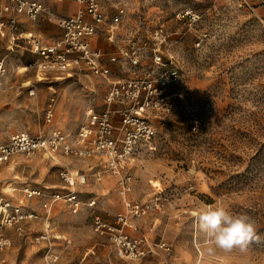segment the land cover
Here are the masks:
<instances>
[{
  "label": "rangeland",
  "instance_id": "rangeland-1",
  "mask_svg": "<svg viewBox=\"0 0 264 264\" xmlns=\"http://www.w3.org/2000/svg\"><path fill=\"white\" fill-rule=\"evenodd\" d=\"M100 4L107 21L119 8L125 9L115 42L104 31L94 36L107 55L118 57L107 62L109 79L150 77L157 85L166 82L150 93L148 122L154 134L149 141H140L134 162L122 170L132 175L127 199L150 206L145 215L134 217L141 230L138 235L145 234L149 245L167 242L171 250L157 249L132 259L95 233L92 210L113 223L126 202L119 176L95 179L98 158L61 154L54 162L41 154H20L2 166L0 199H10L39 217L26 224L31 229L28 238L8 231L11 244L0 250V260L50 264L47 248H52L60 255L57 264H264V0H100ZM44 19L38 27L55 35L43 28L53 16ZM130 36L141 58L137 67L123 54L130 49ZM0 43L6 65L0 72L1 141L16 133L49 134L55 129L75 135L88 107L99 111L106 107L110 86L106 78L84 72L65 80L54 74L38 76L36 55L24 47L8 51L6 41ZM158 55L164 65L156 63ZM172 69L177 70L174 77ZM53 92L55 116L47 122L45 109ZM63 168L85 172L89 179L72 186L61 178ZM32 188L62 194L75 190L81 206L74 211L60 200L47 215L42 198L28 197ZM93 197L97 204L90 207ZM218 202L254 222L255 235L245 251L216 248L198 230L195 213ZM46 229L51 241L36 243L35 237Z\"/></svg>",
  "mask_w": 264,
  "mask_h": 264
},
{
  "label": "built area",
  "instance_id": "built-area-1",
  "mask_svg": "<svg viewBox=\"0 0 264 264\" xmlns=\"http://www.w3.org/2000/svg\"><path fill=\"white\" fill-rule=\"evenodd\" d=\"M71 1L78 2L80 8L75 14L58 20L61 35L48 43L37 33L26 30L21 21L22 17L37 21L42 14H49L45 0H0V39L6 41L8 51L12 52L14 47H24L36 55L37 71L46 76L54 74L72 77L77 72H84L106 78L110 82L105 98L106 107L102 111L88 107L85 121L75 135L55 129L49 134L31 135L24 132L13 134L7 142L0 140V173L5 163L20 154H41L51 161H57L61 154L77 158H98L102 169L98 170L99 165L93 167L95 179L101 180L106 172L119 176L120 193L124 195L126 202L125 211L118 213L113 223L95 213L92 220L95 233L106 236L124 255L132 259H141L157 249L170 251L171 246L167 242L149 245L147 237H133L127 231V228L138 229L134 217L145 215L150 206L127 199L126 196L132 189V175L128 170H122L123 166L134 162L140 141H149L153 136L154 129L148 122L149 110L153 104L150 93L157 91V87H163L166 82L160 80L157 85L150 77L110 80L112 75L107 62L116 61L118 57L107 55L93 47L90 39L104 31L110 41L115 40V32L122 22L125 9L119 8L118 13L107 21L100 0ZM128 45L130 49L123 51V54L131 66L137 67L141 58L134 46L133 37L128 39ZM155 59L158 65H164L161 55ZM5 71V58L0 43V72ZM169 73L174 77L177 70L172 69ZM31 94H34L33 90ZM55 101L53 92L45 109L47 122H51L55 116ZM60 175L72 186L85 184L89 179L85 172H75L69 168L61 169ZM34 196L45 198L43 206L48 211L47 215L54 203L60 200L69 202L74 211L80 208L82 202L75 190L62 194L49 193L41 188L29 189L28 197ZM96 204L95 197L89 199L88 206L94 207ZM37 217L39 216L34 211L24 210L22 205L10 199H0V250L11 244L5 235L6 229H14L23 234L27 222ZM47 229L35 237L36 243L51 241L52 236ZM47 259L50 264H57L60 255L52 248H47Z\"/></svg>",
  "mask_w": 264,
  "mask_h": 264
},
{
  "label": "clouds",
  "instance_id": "clouds-1",
  "mask_svg": "<svg viewBox=\"0 0 264 264\" xmlns=\"http://www.w3.org/2000/svg\"><path fill=\"white\" fill-rule=\"evenodd\" d=\"M196 225L205 240L216 248L245 251L255 235V225L246 214H233L222 203L207 206L195 213ZM213 251L208 249L209 254Z\"/></svg>",
  "mask_w": 264,
  "mask_h": 264
},
{
  "label": "crops",
  "instance_id": "crops-1",
  "mask_svg": "<svg viewBox=\"0 0 264 264\" xmlns=\"http://www.w3.org/2000/svg\"><path fill=\"white\" fill-rule=\"evenodd\" d=\"M46 2H45V4H46V6L48 7V11L50 12L49 14L48 13H44V14H42L40 17H39V20H37V21H30L29 20V18H26V17H22L23 19H21V21H22V23H23V27L26 29V30H31V31H33L34 33H37L40 37H43L42 39H44L46 42L48 41V43H50V42H52V41H54L55 39H57V38H59V36L61 35V32H62V30H61V28H60V26H59V24L57 25L56 23H53V22H58V20H60V18H67V17H69V16H71V15H73V14H75L77 11H78V9L80 8V4L78 3V2H74V1H71V0H65V1H58V0H45ZM53 16V18L54 19H51L53 22L52 23H47V24H44L43 25V28H45L46 29V31H47V33H53V34H55V35H51V36H48L49 34H46V33H44L42 30H41V28L40 27H38V23H40L42 20H45L44 18H46V16ZM47 20V19H46ZM117 30H118V28H117ZM116 30V31H117ZM57 34V35H56ZM96 36V35H95ZM130 37H132V36H130ZM129 37V38H130ZM128 38V39H129ZM114 39L116 40V32H115V36H114ZM91 40V44H92V46L93 47H95V48H97V49H100V50H102L103 52H105L100 46H98L95 42H94V36L90 39ZM115 40H113V41H110V39H109V41L110 42H115ZM127 42H128V40H127ZM19 48H21V47H19ZM23 48V47H22ZM58 77H60V76H58ZM67 78H69V77H60V80H65V79H67ZM67 114V113H66ZM45 157V156H44ZM46 158V157H45ZM47 159V158H46ZM47 160H49V159H47ZM49 161H51V160H49ZM55 162V161H54ZM97 163L98 164H96V165H99V167H98V169L100 168V169H102V166L99 164V159L97 160ZM129 164H132V163H129ZM106 174H110V173H108V172H106V173H104L103 175H102V180L101 181H104L105 180V175ZM0 177H1V173H0ZM2 180V179H1ZM1 180H0V182H1ZM109 181V184L111 185L113 182V178L112 177H110L109 176V179H108ZM105 188H106V185H105ZM31 198H42V197H37V196H34V197H31ZM62 201V200H61ZM64 201V200H63ZM45 202V198H42V206H43V203ZM58 202H60V201H58ZM58 202H56V203H58ZM65 202V201H64ZM67 202V201H66ZM56 203H54V205L56 204ZM68 203V202H67ZM53 205V206H54ZM53 206H52V208H53ZM43 208L45 209V211L46 212H48L47 211V209L43 206ZM52 208H51V210H52ZM50 213H51V211H50ZM49 213V214H50ZM96 213H98V212H96ZM95 214V211L94 210H92V213H91V216H92V218H93V215ZM118 214V213H117ZM116 214V215H117ZM116 215H115V219H116ZM94 219V218H93ZM92 219V220H93ZM34 220V219H33ZM30 221H32V220H30ZM29 222V221H28ZM27 222V223H28ZM128 229V231L129 232H131L130 234H131V236H133V237H141L140 235H138V232H141V230H140V228L138 227V229H131V228H127ZM10 229H6V231H5V235L6 236H8L7 235V233H8V231H9ZM31 232V229L29 228V227H27L26 226V231L23 233L24 234V236H26V238H28V236H27V234L28 233H30ZM142 236H145V234H142ZM61 238H64L65 239V241H67L68 242V240L65 238V236L63 235ZM165 251V250H164ZM0 264H6V261L5 260H0Z\"/></svg>",
  "mask_w": 264,
  "mask_h": 264
},
{
  "label": "bare ground",
  "instance_id": "bare-ground-1",
  "mask_svg": "<svg viewBox=\"0 0 264 264\" xmlns=\"http://www.w3.org/2000/svg\"><path fill=\"white\" fill-rule=\"evenodd\" d=\"M24 69H27L26 67H24ZM40 71H38V76H40ZM73 77V76H72ZM30 83H31V81H30ZM25 84H29V82H26ZM30 85V84H29ZM67 164V163H66ZM48 225V224H47ZM47 225H46V228H47Z\"/></svg>",
  "mask_w": 264,
  "mask_h": 264
}]
</instances>
